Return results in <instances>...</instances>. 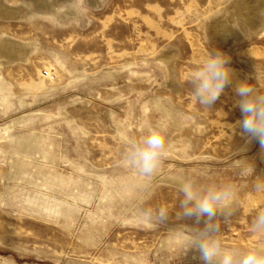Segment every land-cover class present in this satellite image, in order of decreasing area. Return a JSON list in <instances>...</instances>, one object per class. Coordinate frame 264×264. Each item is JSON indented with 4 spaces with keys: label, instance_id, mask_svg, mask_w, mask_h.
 Here are the masks:
<instances>
[{
    "label": "rangeland",
    "instance_id": "obj_1",
    "mask_svg": "<svg viewBox=\"0 0 264 264\" xmlns=\"http://www.w3.org/2000/svg\"><path fill=\"white\" fill-rule=\"evenodd\" d=\"M217 50L233 85L206 108L191 74ZM243 80L264 93V0H0V264H201L180 178L230 189L224 247L264 243ZM150 130L165 150L148 178L125 153Z\"/></svg>",
    "mask_w": 264,
    "mask_h": 264
},
{
    "label": "clouds",
    "instance_id": "obj_2",
    "mask_svg": "<svg viewBox=\"0 0 264 264\" xmlns=\"http://www.w3.org/2000/svg\"><path fill=\"white\" fill-rule=\"evenodd\" d=\"M230 58L220 51L209 52L191 74L193 97L202 106L209 108L216 103L225 88L233 85V72L227 66ZM234 91L239 99L236 105L242 119L236 121L234 128L241 130L240 135L247 142L257 140L264 149V93L258 91L247 80L238 81ZM165 150L164 136L150 130L139 140H131L125 153L127 163L141 175L151 178L158 170ZM178 190L183 194L180 201L181 219H194L196 225L203 221V227L193 226L182 237L187 251L198 253L201 264H264V243L241 252L222 245L217 233L218 223H214L218 213L227 209L231 191L228 187L207 188L198 186L188 178L178 180ZM255 191L264 192V183L258 182ZM150 216V213H145ZM158 220L167 219V210L160 208ZM253 232L264 234V209L259 210L251 224Z\"/></svg>",
    "mask_w": 264,
    "mask_h": 264
},
{
    "label": "built area",
    "instance_id": "obj_3",
    "mask_svg": "<svg viewBox=\"0 0 264 264\" xmlns=\"http://www.w3.org/2000/svg\"><path fill=\"white\" fill-rule=\"evenodd\" d=\"M43 73H44L43 75H45V76H48V77L51 76V73L48 70H44Z\"/></svg>",
    "mask_w": 264,
    "mask_h": 264
}]
</instances>
